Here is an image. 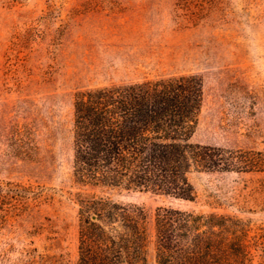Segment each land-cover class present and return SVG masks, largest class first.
Segmentation results:
<instances>
[{"label": "rangeland", "instance_id": "rangeland-1", "mask_svg": "<svg viewBox=\"0 0 264 264\" xmlns=\"http://www.w3.org/2000/svg\"><path fill=\"white\" fill-rule=\"evenodd\" d=\"M192 73L191 141L264 152V0H0V264H78L86 197L144 210L148 264L167 205L239 219L264 264V172H195L192 201L75 176L77 91Z\"/></svg>", "mask_w": 264, "mask_h": 264}, {"label": "trees", "instance_id": "trees-1", "mask_svg": "<svg viewBox=\"0 0 264 264\" xmlns=\"http://www.w3.org/2000/svg\"><path fill=\"white\" fill-rule=\"evenodd\" d=\"M204 100L199 74L87 88L74 98V172L85 184L195 200L198 172H264V152L191 141ZM80 204L78 264H148L146 214L109 197ZM95 216V217H94ZM156 264H246L239 219L174 205L156 210Z\"/></svg>", "mask_w": 264, "mask_h": 264}]
</instances>
